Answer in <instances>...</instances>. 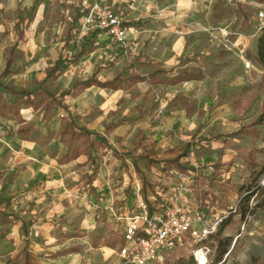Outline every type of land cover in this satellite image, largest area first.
Here are the masks:
<instances>
[{
	"label": "rangeland",
	"instance_id": "374dc122",
	"mask_svg": "<svg viewBox=\"0 0 264 264\" xmlns=\"http://www.w3.org/2000/svg\"><path fill=\"white\" fill-rule=\"evenodd\" d=\"M98 10L137 26L122 42L91 37L80 17ZM260 12L264 0H0V74L15 47L0 97L31 119L23 137L30 158L20 145L2 143L0 264H125L114 242L130 218L145 200L154 209L171 207L179 190L181 209L206 210L211 220L233 214L223 233L231 244L218 264H264V208L245 220L234 214L255 184L251 150L259 151L257 169L264 166V73L244 67L253 64ZM59 57L58 72L46 80ZM159 69L165 72L153 79ZM183 70L203 79L173 84ZM95 72L108 87L74 86ZM132 76L146 80L134 84ZM35 89L37 109L10 93ZM10 118L0 136L17 129L18 117ZM70 120L107 144L92 150L71 141L63 133ZM69 147L79 157L66 162ZM176 156L188 173L152 162ZM140 174L152 187L145 194ZM261 199L251 197L248 208ZM211 244L206 264L215 258ZM194 251L188 243L161 264L171 256L196 262Z\"/></svg>",
	"mask_w": 264,
	"mask_h": 264
},
{
	"label": "built area",
	"instance_id": "2783aa9c",
	"mask_svg": "<svg viewBox=\"0 0 264 264\" xmlns=\"http://www.w3.org/2000/svg\"><path fill=\"white\" fill-rule=\"evenodd\" d=\"M95 13V14H94ZM259 19L264 13H259ZM80 22L88 32L122 42L130 28L124 26L117 16L106 10L86 13L80 17ZM246 70L254 69L253 64L244 61ZM264 180L262 181V185ZM182 192L175 195L171 207L154 209L148 213L146 204H141V212L130 218L121 236L124 245L118 249V256L125 264H161L166 255L188 243L196 244L208 241L216 233L219 223L226 217L220 216L211 220L206 210H188L179 207ZM212 251L209 245H201L194 251L197 264L198 257L203 254L204 264Z\"/></svg>",
	"mask_w": 264,
	"mask_h": 264
},
{
	"label": "trees",
	"instance_id": "16d2710c",
	"mask_svg": "<svg viewBox=\"0 0 264 264\" xmlns=\"http://www.w3.org/2000/svg\"><path fill=\"white\" fill-rule=\"evenodd\" d=\"M262 3V2H260ZM125 25L128 28L131 27H136L137 23L135 22H128L125 23ZM20 36H18V39L22 38V32H19ZM95 33H93L91 35V37H94ZM14 51H15V47H13L10 52L9 55L6 58V62H5V67L3 72L0 74V81L2 79H4L8 73H9V69L13 63V59H14ZM84 54L83 51H81L79 53V55H77L76 59L79 58L80 56H82ZM253 62L254 65L260 66L263 70H264V25L261 27L260 29V34L256 39V44H255V51L254 54L249 56ZM61 63V58L59 57L54 64L51 66V68L48 70L47 74H46V80L49 78H54L55 74L58 72L59 69V65ZM173 71V69L171 70ZM164 70H156L155 72H153L151 74L153 79H158V76L161 75L162 73H164ZM97 72L93 73L90 77L77 82L76 84H74L75 87H79L82 89H89L91 87H98V88H106L108 87V82H100L97 78H96ZM203 79V74L201 72H196V73H191L188 70H183L182 72H179L176 74V76L171 80L173 84H177V83H183V82H190V81H201ZM145 78L141 77V76H132L130 77L129 81L131 83H143L145 82ZM263 80H264V74H263ZM1 86V84H0ZM39 89V88H38ZM20 90V91H14V90H10V93L12 95L15 96H19L22 100H23V104L28 106V107H32L34 109H37L41 106V103L39 101V90ZM45 93H49L48 91L45 90ZM263 115V114H262ZM261 115V117H262ZM0 116L3 118H9L12 116L18 117L19 119V124L20 127L17 129V133L21 136H27L30 134L31 129L24 127L23 123L24 121L21 119L20 115H19V109L15 108L14 105H7L5 103H2V99L0 97ZM63 133L71 140V141H84L88 147L92 150H97V148L99 147L100 144H104L106 145V141L98 136V140H93L90 139L91 137V133L84 131L80 128H77V126L74 124V122L72 120H70L68 122V124L65 126V129L63 130ZM114 155L116 154V151L113 150ZM259 153L258 150H251L249 152L248 155V164L250 165L251 168V176H253V182L255 183L254 186L252 187H248L246 188V190L248 191V193L242 198V206L240 207L239 210H235L234 214H238L241 220H245L246 217L250 214L253 213V211L257 208H264V185L262 187L259 186V184H257L259 178L264 174V166H262L260 169H257L258 165L257 163L254 161V156ZM79 157V154L77 152H73V150H71V148L69 147L67 152L64 155V159L66 162H71L76 160ZM120 157V156H117ZM180 157L181 156H176L173 159H167L164 161H160V160H152V162L154 163H164V165L169 166L171 169L174 168L176 169L178 172L182 173V174H186L189 172L188 168L184 165H182L180 163ZM121 159V158H118ZM137 170V168H136ZM97 174V169L94 168L90 175L87 176V181L89 183H92L93 178L96 176ZM2 176V172L0 171V178ZM140 179H141V186H142V193L145 194L146 188L150 187L152 188L147 181L145 180L144 176L142 174H140ZM261 193V201L255 205V208H252L251 210L248 208V202L250 200L251 197L253 196H257L258 194ZM145 204L147 206L148 209V213L151 215L154 208L152 206H150V204L148 203V201L145 200ZM232 219H233V214L230 212V214L228 216H226L218 225L217 231L216 233L212 234L210 236V239L208 241H204L201 243H196L193 244V248L194 250H197L199 247H201V245L205 244V245H213L215 246V258L212 261V264H218L220 263L222 257L227 253L230 244H231V238L229 237H225L223 236L224 231L231 225L232 223ZM114 243H118L120 246L124 245V240L122 238V236H120ZM27 249H28V244H26L23 252L27 253ZM72 253H78V250H73V251H65L63 252V254L61 255H68V254H72ZM27 258V256H26ZM27 263L30 264V259L27 260ZM165 264H196V262L193 259V256L190 255L188 259H183V258H175L173 256L168 257Z\"/></svg>",
	"mask_w": 264,
	"mask_h": 264
},
{
	"label": "crops",
	"instance_id": "0c3cea01",
	"mask_svg": "<svg viewBox=\"0 0 264 264\" xmlns=\"http://www.w3.org/2000/svg\"><path fill=\"white\" fill-rule=\"evenodd\" d=\"M255 44H256V42H255ZM255 44H254V51H255ZM254 51L252 52V54H254ZM58 59V58H57ZM56 59V60H57ZM55 60V61H56ZM6 62V61H5ZM254 68L258 71V70H260V72L261 73H264V70L260 67V66H257V65H254ZM26 106V105H25ZM27 108H31V109H34V108H32V107H28V106H26ZM26 111H28V110H26ZM21 112H22V110L21 109H19V115H20V117H21V119L24 121V123H23V125L24 124H26V120L28 121V120H31V119H29V118H26V117H24V116H21ZM30 117H32V115H30ZM10 121H12V119L9 117V118H3V117H1L0 116V128L2 127V125H5V124H8L9 125V123H10ZM14 121V120H13ZM14 122H16V121H14ZM18 125V127H17V129L20 127V124L18 123L17 124ZM17 129L15 130V132H14V134H12L11 136H8V137H5V136H0V154L1 153H3L5 150H6V148H5V146H3L2 145V143L3 144H7V145H10V147H12V148H16L17 146H19L20 145V147H22V149H24L25 151H24V154H27L26 152L28 151V142H26L24 139H23V137H25V136H21V135H19L16 131H17ZM0 133H2L3 134V132H2V130L0 129ZM15 150V149H14ZM28 158H30L31 156L30 155H26ZM32 159V158H31ZM1 160V159H0ZM1 172H2V170H0Z\"/></svg>",
	"mask_w": 264,
	"mask_h": 264
},
{
	"label": "bare ground",
	"instance_id": "6f19581e",
	"mask_svg": "<svg viewBox=\"0 0 264 264\" xmlns=\"http://www.w3.org/2000/svg\"><path fill=\"white\" fill-rule=\"evenodd\" d=\"M198 259H199L198 264H204L205 261H204V258L202 256H199Z\"/></svg>",
	"mask_w": 264,
	"mask_h": 264
}]
</instances>
